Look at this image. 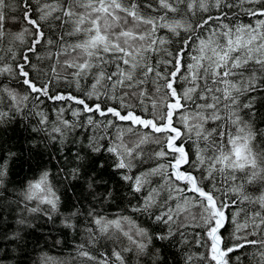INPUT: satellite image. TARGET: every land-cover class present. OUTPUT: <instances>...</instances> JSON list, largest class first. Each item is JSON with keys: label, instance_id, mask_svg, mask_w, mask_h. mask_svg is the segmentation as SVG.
Returning <instances> with one entry per match:
<instances>
[{"label": "snow or ice", "instance_id": "1", "mask_svg": "<svg viewBox=\"0 0 264 264\" xmlns=\"http://www.w3.org/2000/svg\"><path fill=\"white\" fill-rule=\"evenodd\" d=\"M0 264H264V0H0Z\"/></svg>", "mask_w": 264, "mask_h": 264}, {"label": "trees", "instance_id": "2", "mask_svg": "<svg viewBox=\"0 0 264 264\" xmlns=\"http://www.w3.org/2000/svg\"><path fill=\"white\" fill-rule=\"evenodd\" d=\"M25 135L26 134L23 133L19 128L15 132H13L12 129H9L8 132L4 134L3 142L17 145V148L13 150L22 151L26 154V144L24 139ZM25 160H26V155L22 157L21 160L16 162L14 171L17 173V175L14 177L15 179H22L23 177L29 174L28 164L25 162ZM117 203H119V201ZM41 246H43V240H41ZM68 251H69L68 249H65V255H67Z\"/></svg>", "mask_w": 264, "mask_h": 264}]
</instances>
